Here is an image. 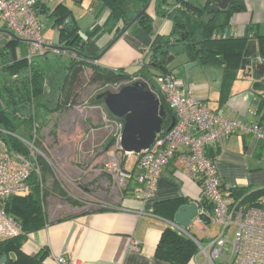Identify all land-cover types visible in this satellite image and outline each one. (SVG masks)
Returning <instances> with one entry per match:
<instances>
[{
    "label": "trees",
    "instance_id": "obj_1",
    "mask_svg": "<svg viewBox=\"0 0 264 264\" xmlns=\"http://www.w3.org/2000/svg\"><path fill=\"white\" fill-rule=\"evenodd\" d=\"M94 1L97 2V16L95 15L96 19L83 35L73 18L71 9L64 3L57 2L49 10H46V4L38 5L37 14L48 12L53 17L52 25L57 29L58 41L62 46L79 48L83 40H92L101 32L123 29L148 0H92ZM213 2L220 0H207L203 5L188 0H177L172 5L167 4L166 0H151L150 5L153 7L154 15L167 18L171 28L168 36L162 37L156 45L150 47L149 56L140 70L128 71L124 68L100 66L94 61L84 60L77 54L65 50H60L61 52L57 54L47 50L28 63L25 56L21 59L15 58L17 40L10 38L5 45L0 46V128L12 133L0 132V141L6 150L29 157L28 146L15 135L31 140L33 127L36 124L40 123L36 126V132H39L41 125L47 123L52 114L65 110L72 97L70 87L82 67H89L91 81L104 84H113L121 79H129L133 75L151 80L157 74L172 72L168 66L170 62H167L170 56L184 54L187 61L202 65H223L224 79L232 82L239 74L241 61L249 43H255L257 55L264 63V35H254L252 26H247L241 35H233L225 31L229 29L231 14L244 9L243 0H232L224 9L207 12L206 8ZM147 9L136 21L149 30L151 18ZM104 11H107V15L100 24L97 22V17ZM4 49L7 52L3 51ZM143 70L152 73L147 74ZM154 70L157 72L154 73ZM106 91L110 90H103L98 94ZM98 94L92 96L89 104L103 108L105 110L103 115L117 118L110 114L103 99L97 97ZM21 105L27 107L28 115L22 113ZM160 106L165 111L161 128L166 129L174 114L163 98H160ZM39 141V136L36 135L33 143L38 146ZM112 144L113 138L109 136L107 145ZM38 162L39 173L31 169L29 174V190L4 200L5 211L20 223L24 234L0 240V256L3 254L7 256L2 264H45V251L29 255L21 249L25 235L47 223L41 208L40 196L45 175L51 172V168L40 156ZM228 195L235 198L243 197L244 201L250 203L263 196L264 189L250 193L232 189L228 191ZM184 201L186 202L178 198L166 200L167 210L156 209V211L173 220L174 213ZM255 203L256 201L250 204ZM200 205L208 209L211 207L205 198L200 200ZM103 209L106 207L98 208V210ZM197 251L198 248L190 237L168 225L160 234L154 256L173 264H186Z\"/></svg>",
    "mask_w": 264,
    "mask_h": 264
},
{
    "label": "crops",
    "instance_id": "obj_2",
    "mask_svg": "<svg viewBox=\"0 0 264 264\" xmlns=\"http://www.w3.org/2000/svg\"><path fill=\"white\" fill-rule=\"evenodd\" d=\"M176 1L166 0V3L172 5ZM188 1L200 5L207 2V0ZM243 2L244 9L233 12L229 18V33L241 35L247 26H252L254 35H264V0H243ZM56 3H47L46 10L53 8ZM91 11L93 12V8ZM147 12L151 18L149 30L139 22H133L95 63L108 68L133 71L132 63L140 56L143 47L156 45L162 37L170 33L171 23L167 18L154 15L152 5L148 6ZM72 15L82 35L91 27L97 16L94 11L92 21L86 29H83L73 12ZM106 15L107 11L101 12L97 22L103 23ZM38 16L42 20L46 17L53 27V17L48 12L40 13ZM1 29H7L2 20H0ZM119 32L120 30L112 29L93 37L92 40L96 42L98 51L102 50ZM6 37V34L0 33V38ZM52 42L54 44L58 42L57 31ZM3 45L5 44L0 46ZM26 49L27 42L17 40L15 58H23ZM177 56L176 62L168 66L171 69L172 66H179L177 71L172 69V72L210 109L226 117L255 122L264 121V91L252 90V80L243 77L241 71L232 82L224 79L223 65L196 63L186 73L184 65L192 61H187L184 54ZM254 60L261 61L257 55L255 58L250 57L249 63ZM143 71L147 74L152 73L148 70ZM98 115L102 117L96 110L94 116ZM207 154L215 158L216 171L226 194L232 189L247 193L264 189V140L243 133L223 136L214 146L207 148ZM134 161V156L128 157L125 168L133 169ZM130 182L133 186L129 184L128 189L133 191L127 192L118 206L103 210L98 208L82 210L74 215L47 222L43 227L25 235L21 249L29 255L45 251V264H59L56 261L57 256H62L76 264H173L154 256L162 230L168 225L172 226L174 222L158 213L156 209L166 211V200L174 198L186 200L184 203L190 201L198 203L199 184L181 173H176L172 161L168 162L160 172L156 190L150 198L139 199L134 193L138 184L134 180ZM134 184L137 186L135 187ZM262 198L264 195L257 199ZM255 201L257 200H252L250 203ZM211 225L213 224L202 225L193 218L187 230L196 239L198 232L200 238L198 240H205L215 234L207 232V228ZM186 264H208V262L202 254L196 253Z\"/></svg>",
    "mask_w": 264,
    "mask_h": 264
},
{
    "label": "built area",
    "instance_id": "obj_3",
    "mask_svg": "<svg viewBox=\"0 0 264 264\" xmlns=\"http://www.w3.org/2000/svg\"><path fill=\"white\" fill-rule=\"evenodd\" d=\"M73 1L0 0V20L8 31L27 42L25 59L28 63L47 50L56 54L61 52V49L52 48L53 45H61L59 41L54 44L41 36L43 21L39 18L36 7L50 2L66 4ZM87 10L91 11L92 7L89 6ZM149 52L150 46L143 47L140 56L132 63L134 70L143 68ZM125 81L113 83L109 90H119ZM128 81H143L159 102L163 98L172 110L175 121L169 130L161 128L149 148L138 153H129L120 148L122 120L102 115V127L113 138L114 148L127 158L135 157L133 169L117 170L116 179H119L120 184H128L133 179L138 184L134 193L142 199H148L156 190L163 167L172 161L176 173H181L199 184L200 198L195 220L202 225H216L219 230L205 240H198L187 228L182 229L174 222L172 227L194 241L198 248L197 253L202 254L208 264H214V259L217 258L229 264H264V198L250 204L243 197L235 198L226 194L216 171L215 158L207 155V148L214 146L223 136L243 133L264 140V121H249L217 113L187 89L183 81L172 72L157 74L151 80L133 75ZM0 132L12 134L1 128ZM15 136L28 146L30 153L26 157L20 153L9 152L0 141V240L24 234L20 223L5 211L4 200L27 192L31 169L39 173L38 156L45 160L38 146L33 143L36 137L35 126L31 141ZM47 163L51 168L49 162ZM202 198L211 205L209 209L200 205ZM56 261L59 264H76L62 256H57Z\"/></svg>",
    "mask_w": 264,
    "mask_h": 264
},
{
    "label": "rangeland",
    "instance_id": "obj_4",
    "mask_svg": "<svg viewBox=\"0 0 264 264\" xmlns=\"http://www.w3.org/2000/svg\"><path fill=\"white\" fill-rule=\"evenodd\" d=\"M66 4L71 7L81 27L86 29L93 19L97 2L82 0L80 3ZM89 5L92 6L93 12L87 10ZM42 21V37L47 41L54 40L57 30L50 26V20L47 21L46 17H43ZM177 57L171 59L170 63L174 64ZM172 67L176 70L179 66ZM81 69L70 87V104L62 112L52 114L48 122L41 125L40 131L36 132L40 140L38 149L51 165V172L45 175L42 183L40 196L46 222L86 209L116 207L126 193L131 191L128 185H132V182L120 184L119 179H116L117 170L125 169L127 156L113 145H107L109 134L102 127L104 121L99 115L94 116L96 110L100 115H103L105 110L95 109L89 104L92 96L109 89L112 84L91 81L89 67ZM129 79H121L120 82L126 80L123 85L131 84ZM139 199L142 200L141 197ZM207 229L208 233L216 234L219 227L211 225ZM198 235L197 232L196 237L200 239ZM227 263L220 258L214 259V264Z\"/></svg>",
    "mask_w": 264,
    "mask_h": 264
},
{
    "label": "water",
    "instance_id": "obj_5",
    "mask_svg": "<svg viewBox=\"0 0 264 264\" xmlns=\"http://www.w3.org/2000/svg\"><path fill=\"white\" fill-rule=\"evenodd\" d=\"M232 0H220L213 2L207 8V12L219 11L228 6ZM151 0H148L145 6L132 18V20L120 30V32L100 51L94 40H83L79 48H67L62 45H53L52 48H58L77 54L87 61H98L109 49V47L123 34V32L148 8ZM226 32L228 29L225 30ZM0 33L6 34V38H0V45L6 44L10 38L24 40L15 36L7 29H1ZM257 57L255 43H249L247 50L242 58L240 71L243 77L250 78L251 89L254 91H264V63L254 60L249 63L247 58ZM173 56H170L167 62ZM195 62H189L184 65V70L195 65ZM97 97L103 99L104 105L113 116L123 121V127L120 136V148L124 152L138 153L147 149L153 143L156 134L161 130L162 120L165 111L160 106L159 100L147 88L143 81H134L131 84L122 86L115 92L106 91L98 94ZM23 114L28 115L27 107L20 106ZM175 118L171 116L170 123L166 130H169L174 124ZM198 205L194 201L181 204L174 213L173 221L182 229H186L190 221L197 214ZM7 259L5 254L0 256V264Z\"/></svg>",
    "mask_w": 264,
    "mask_h": 264
}]
</instances>
